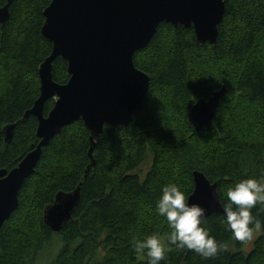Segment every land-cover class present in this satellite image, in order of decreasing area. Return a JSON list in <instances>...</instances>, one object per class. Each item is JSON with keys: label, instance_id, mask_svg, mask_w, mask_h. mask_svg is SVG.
Segmentation results:
<instances>
[{"label": "trees", "instance_id": "1", "mask_svg": "<svg viewBox=\"0 0 264 264\" xmlns=\"http://www.w3.org/2000/svg\"><path fill=\"white\" fill-rule=\"evenodd\" d=\"M50 1L11 0L9 17L0 24V169L15 167L38 142L36 117L20 119L40 94L38 67L51 51L40 32ZM224 1L214 45H200L192 27L162 22L135 52V67L150 79L148 94L128 126H105L94 138V164L81 120L43 147L18 192L17 209L0 229V264H39L44 245L54 249L48 264H146L131 244L133 237L171 230L155 210L162 185L175 182L189 196L193 172L200 171L217 183L223 205L235 182L264 175V0ZM5 3L0 0V7ZM52 64L54 81L67 82L66 61L57 57ZM223 85L213 124L194 123L192 105ZM53 103L45 102V116ZM11 124L6 142L3 129ZM77 187L71 219L62 230H51L43 221L45 207L58 192ZM252 213L264 221V206L257 204ZM203 226L227 248L203 257L173 246L161 264H264V227L244 251L247 240L232 237L224 212L203 218Z\"/></svg>", "mask_w": 264, "mask_h": 264}, {"label": "water", "instance_id": "2", "mask_svg": "<svg viewBox=\"0 0 264 264\" xmlns=\"http://www.w3.org/2000/svg\"><path fill=\"white\" fill-rule=\"evenodd\" d=\"M10 1L0 7V24L9 17ZM225 12L224 0H51L42 11L40 32L51 51L38 67L40 94L20 119L36 117L38 142L15 167L0 169V229L17 209L18 192L34 173L43 147L64 126L82 121L90 133L88 155L94 164V138L103 134L105 126L126 127L133 120L150 86L149 76L135 67L134 54L148 45L160 23L192 27L200 45H214ZM57 57L67 63L69 78L63 84L53 79L52 63ZM226 90L223 85L192 105L194 123L213 124ZM50 98L54 103L45 116L44 104ZM14 126L4 127L6 142ZM193 182L189 202L199 203L206 210L205 217L223 213L217 183L200 171L193 172ZM79 199L80 187L58 192L43 211L44 224L55 232L62 230Z\"/></svg>", "mask_w": 264, "mask_h": 264}, {"label": "clouds", "instance_id": "3", "mask_svg": "<svg viewBox=\"0 0 264 264\" xmlns=\"http://www.w3.org/2000/svg\"><path fill=\"white\" fill-rule=\"evenodd\" d=\"M264 206V175L247 177L227 189V201L222 205L228 230L237 240H250L256 230L264 227V221L255 217L252 209ZM156 212L166 218L168 232L133 237V252L146 264H161L172 247L194 250L203 257H212L227 248L203 226L206 210L189 197L175 182L162 185L156 202Z\"/></svg>", "mask_w": 264, "mask_h": 264}, {"label": "rangeland", "instance_id": "4", "mask_svg": "<svg viewBox=\"0 0 264 264\" xmlns=\"http://www.w3.org/2000/svg\"><path fill=\"white\" fill-rule=\"evenodd\" d=\"M148 168H149V162L148 163H145L140 168L142 175L145 174V172L148 170ZM253 237H254V235H253ZM253 237H252V239H253ZM252 239H250L249 241L247 240L245 242V244L242 246V250L248 251V250L251 249L250 248V243H251ZM251 247H252V244H251ZM53 253H54V249H51V247L49 248L46 245H44V249L41 250V253L39 255L40 256L39 257V264H48L49 263V259L51 258V256L53 255ZM54 256H55V254H54Z\"/></svg>", "mask_w": 264, "mask_h": 264}, {"label": "flooded vegetation", "instance_id": "5", "mask_svg": "<svg viewBox=\"0 0 264 264\" xmlns=\"http://www.w3.org/2000/svg\"><path fill=\"white\" fill-rule=\"evenodd\" d=\"M54 99V98H53Z\"/></svg>", "mask_w": 264, "mask_h": 264}]
</instances>
